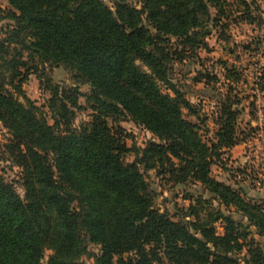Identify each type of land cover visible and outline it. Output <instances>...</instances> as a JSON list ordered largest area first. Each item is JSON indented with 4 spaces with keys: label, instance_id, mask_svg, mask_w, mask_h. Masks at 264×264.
I'll list each match as a JSON object with an SVG mask.
<instances>
[{
    "label": "trees",
    "instance_id": "obj_1",
    "mask_svg": "<svg viewBox=\"0 0 264 264\" xmlns=\"http://www.w3.org/2000/svg\"><path fill=\"white\" fill-rule=\"evenodd\" d=\"M8 1L6 18L14 24L0 36V121L14 137L9 147L24 170L26 200L0 175V264H42L47 247L49 264H81L84 253L96 264H264L261 245L231 215L189 226L156 210L139 163L125 161L128 147L107 121L131 115L162 141L141 150L146 168L170 162L186 176L192 172L264 236L263 208L211 176L215 149L236 142L235 112L225 110L211 148L183 116L192 109L188 99L160 85L169 79L170 59L159 44L169 36L190 39L211 6L223 12L222 0H141L140 7L112 0L113 8L103 0ZM25 53L91 85L89 120L74 125L79 87L48 80L49 112L25 94ZM219 219L223 234L214 226ZM89 242L102 254L91 253ZM245 247L243 261L233 256Z\"/></svg>",
    "mask_w": 264,
    "mask_h": 264
},
{
    "label": "rangeland",
    "instance_id": "obj_2",
    "mask_svg": "<svg viewBox=\"0 0 264 264\" xmlns=\"http://www.w3.org/2000/svg\"><path fill=\"white\" fill-rule=\"evenodd\" d=\"M113 8L112 0H103ZM141 6V0H129ZM220 8L210 7V18L205 26L193 30L192 37L167 38L159 45L169 56L167 83L160 82L163 92L174 95L170 85L176 87L190 102L192 109H183V116L197 125L202 140L211 148L217 142V134L223 129L225 110L236 114V142L233 146L215 149L211 176L230 187L247 203L260 205L264 210V0H222ZM8 0H0V36H6L14 24L7 13L12 10ZM27 68H21L26 78L25 94L43 111H48L51 92L48 80L70 87H79L80 108L75 109L74 125L79 127L93 113L87 100L91 85L65 66L40 64L39 58L25 53ZM141 68L147 69L142 62ZM43 74V80L38 74ZM17 78L16 80H18ZM52 123V119H49ZM112 129L122 137L128 147L126 162L139 163L151 190L153 206L174 221L192 226L196 220L212 221L221 213L231 215L250 238L264 251V236L258 233L244 213L232 203H225L210 191L192 172L175 170L168 162L164 167L141 160L142 152L151 142L161 139L131 115L107 118ZM13 134L0 121V175L13 184L18 194L26 200L24 170L10 152ZM178 165L179 161L173 158ZM186 176L184 180L180 178ZM74 204L78 205V202ZM196 211V212H195ZM216 232L224 233L225 221L214 222ZM88 250L102 254L99 244L89 242ZM53 250L45 248L42 264H49ZM127 256V255H126ZM242 261L247 247L233 255ZM81 264H96L94 257L84 253Z\"/></svg>",
    "mask_w": 264,
    "mask_h": 264
}]
</instances>
